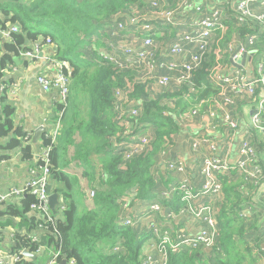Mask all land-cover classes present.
I'll return each instance as SVG.
<instances>
[{"label":"trees","instance_id":"obj_1","mask_svg":"<svg viewBox=\"0 0 264 264\" xmlns=\"http://www.w3.org/2000/svg\"><path fill=\"white\" fill-rule=\"evenodd\" d=\"M146 10V0H0V30L7 31L9 24L19 27V32L11 33L9 41L4 42L0 57V88L4 87L0 92L1 162L19 153L21 161L34 169L43 165L36 161V145L32 144L31 136L28 138L27 132L16 124V108L8 98L12 80H8L6 73L17 66L15 59L32 51L36 43L45 44L50 39L56 61L66 62L71 70L70 73L64 70L71 78L70 95L66 103L56 101L53 117L56 124L61 113V129L54 142L49 137L51 130L41 136L42 148H51L49 184L60 194L61 206L66 210L62 212L58 208L51 223L31 211L37 200L29 193L0 204V251L8 236L11 240L8 253L28 250L38 256L36 260L24 258L16 264H46L53 253H59L57 264L64 257L67 264L72 261L74 264H142L143 232L119 224L120 199L128 196L132 205L150 200L160 180L168 182V175L156 169L155 158L174 144L181 131L178 116L217 95L218 87L210 78L212 70L218 65L230 66L231 61L228 54L217 59L215 51L240 30L234 22L227 21L228 30L219 35L218 42L194 72L195 94L190 93L188 85L160 90L144 67H121L100 58L99 48H104V44L94 41L106 21L119 14L133 15ZM173 39L174 35L166 38L168 42ZM118 91L142 111L138 119L132 120L133 132L139 126L154 128L145 152L129 162L113 147L128 136L115 112ZM172 100H176L175 104H170ZM72 164L83 170L89 191L96 192L90 208L78 174L67 171ZM236 176L222 177L226 197L220 215L222 251L169 252L168 264L245 263L247 241L238 211L247 199L241 193L243 178ZM164 204L173 206L167 201ZM40 225L47 226V231L40 242H33L29 235ZM117 246L122 250L115 253L113 249ZM41 247L43 251L38 253Z\"/></svg>","mask_w":264,"mask_h":264},{"label":"built area","instance_id":"obj_2","mask_svg":"<svg viewBox=\"0 0 264 264\" xmlns=\"http://www.w3.org/2000/svg\"><path fill=\"white\" fill-rule=\"evenodd\" d=\"M146 5L144 13L119 14L103 24L100 36L94 39L104 44V48L99 49L100 58L121 67H144L160 90L188 85L190 93L195 94L194 72L201 66L210 48L218 42L219 35L228 30L227 21H232L240 30L215 51L217 59H221L222 54H228L230 60L238 62L246 55L251 69V75H248L245 67L237 68L232 64L216 66L210 78L218 87L217 95L202 100L193 110L177 118L181 128L195 122L202 124L201 132L191 138V152L200 165V186L190 179V175L179 182H172L171 177L175 174H187L189 166L173 153L169 145L160 153L168 157L166 167L171 179L168 191L140 202L137 207L143 209L145 204L140 213L133 211L132 207L136 204L132 205L130 197L120 199L121 226L131 227L137 232L143 225L142 216L148 218L146 231L152 235V244L158 256L145 254L142 264H168L169 252L186 249L222 251L220 215L226 204L222 177L237 174L236 178H243L241 193L247 201L238 211V217L244 221L245 227L255 217L253 194L264 186V159L259 154L262 148L255 138L256 133H264V0H173V4L170 0H146ZM242 30L246 32L243 34ZM1 32L10 37L11 33L19 32V27L12 25ZM172 35L174 39L168 42L166 38ZM47 43L52 42L48 39ZM26 54L37 55L38 45L34 53ZM64 70L71 71L66 62L58 63L54 75L41 74L37 77L45 92L58 94L61 104L67 102L71 85L70 75ZM116 97L117 120L128 136L121 143L115 142L113 147L125 162H129L145 152L151 135L145 132V126H139V130L133 132L132 120L138 119L142 111L125 99L121 91ZM245 101L253 105V113L249 126L242 132L239 109ZM61 116L60 113L57 123L50 125L49 137L53 138V142L61 129ZM242 134L239 146L235 147L234 140ZM220 149L222 154H219ZM50 151V147L42 148L36 161L43 162V165L31 168V177L23 187L0 191V204L29 193L37 200L31 211L41 214L46 222L54 223L47 192ZM232 153L235 158H232ZM95 195V190H90L88 198L93 200ZM165 201L173 206L165 205ZM61 205L62 199L58 208L64 212L66 207ZM180 217L186 221L182 222ZM190 221L201 225L197 233H189L187 224ZM38 229L44 232L47 226L40 225ZM10 232L12 239L13 232ZM29 238L40 242L36 232ZM245 239L247 246H252L247 234ZM113 250L117 253L122 248L117 246ZM259 250L264 251V242L259 245ZM42 251L41 247L38 253ZM58 257L59 253H53L46 264H57ZM24 258L23 251L13 255L0 251V264H16Z\"/></svg>","mask_w":264,"mask_h":264},{"label":"crops","instance_id":"obj_3","mask_svg":"<svg viewBox=\"0 0 264 264\" xmlns=\"http://www.w3.org/2000/svg\"><path fill=\"white\" fill-rule=\"evenodd\" d=\"M11 26L12 25L9 24L8 29ZM9 39L10 37L6 36V34L4 38H0V57L3 55V44L5 41H9ZM37 45V55L28 56L26 54L27 52L22 53L18 59L17 66L14 67L12 70H8L6 73V77L8 78V80H12L8 90V98L11 104H13L16 108V124L22 127L28 135L32 136L34 135L35 130H37V128L39 127H44L46 129L45 132L51 130L50 125L54 122L53 117L55 116L54 113L57 108L56 101L60 102L59 96L56 92H45L37 82V77L41 74L52 76L56 73L57 64L60 62H57L55 59L54 45L48 44L47 42L45 44L38 42L32 46L33 50L30 52L34 53ZM254 65L255 61H253V66ZM252 113L253 105L250 104L248 101H245L239 109V117L241 120L242 132L249 126L251 122L250 118L252 116ZM201 127V122L187 124L184 126V128H181L180 133L176 136L174 144L172 145V151L173 153L177 154L179 158H182L186 161L189 166V171L187 174H175L173 177H171L172 182H179L188 178L190 175V179L196 185H201L202 178L200 175V165L196 161V156L193 155L191 152V138L201 132ZM150 128L152 127L145 126V132H147V129ZM242 137L243 134L234 140L235 147L239 146ZM255 138L257 139L259 146L262 148L261 150L259 149V154L261 158L264 159V133H256ZM41 151L42 139L40 137L37 146H35L34 148V155H36L37 157ZM222 153L223 150L220 149L219 154ZM235 157V154L232 153V158ZM167 158L168 157H165L161 154H159L155 158L154 165L156 169L168 175V182L165 183L164 181L160 180L154 191L155 195L153 196V198L158 196V193L168 191L171 179L166 167ZM3 165H8L7 167L10 168V170H6L4 172L6 177L3 182L0 183L1 192H5L9 188L14 187L21 188L31 177L32 166L28 163L22 162L19 153L13 155L12 159H10L9 161H4ZM77 169L79 168L72 164L70 169L67 171L70 172L71 170ZM80 181L83 188L87 186L85 190L87 195L86 205L90 208L93 206V201L88 198L89 186L87 184V181L83 180V178ZM252 200L255 204L256 209L255 217L251 223L246 224V227L245 224H243L245 234H247V237L249 238L252 245L250 247L246 246V250L244 251L246 261L244 264H264V251L259 250V245L264 242V186H261L260 188L255 190ZM137 205L140 204L138 203L136 204V206L132 207L134 212L140 213L143 209H145V204L142 205L143 209L141 208V206L137 207ZM180 220L182 222L186 221L184 218H181ZM141 223L143 225L138 228V231L143 232L141 233V235L142 239L145 241L143 254H150L157 257L158 254L156 252L154 244H152V235H150V233L146 231V227L148 225V218L144 217L143 215ZM187 225L190 234L197 233L201 228V225L195 221H190ZM33 232H36V235L38 236L39 240H41V238L45 234L40 229H37ZM10 244L11 240L7 236L3 245L4 248H2L1 251L8 253L7 249L10 247Z\"/></svg>","mask_w":264,"mask_h":264},{"label":"water","instance_id":"obj_4","mask_svg":"<svg viewBox=\"0 0 264 264\" xmlns=\"http://www.w3.org/2000/svg\"><path fill=\"white\" fill-rule=\"evenodd\" d=\"M0 38L1 39L4 38V34L1 31H0ZM15 60L18 61V58H16ZM230 61H231V64L237 68L245 67L247 72H248V75H251V69L249 67V63H248L246 55L244 57H242L241 60H239L238 62H234L232 59ZM1 91H2V88H0V92ZM45 131H46V129L44 127H39V128H37V130H35L34 135L32 137V144L33 145L37 146L38 141H39L42 133ZM47 192L49 194L50 210H51L53 215H57L58 214V206L60 205L61 196L59 193H56L53 191V186L51 184H49L47 186ZM23 256L25 258L31 259V260H36L38 257L37 255L30 253L28 250L23 251ZM61 264H67L65 257H64L63 262Z\"/></svg>","mask_w":264,"mask_h":264},{"label":"rangeland","instance_id":"obj_5","mask_svg":"<svg viewBox=\"0 0 264 264\" xmlns=\"http://www.w3.org/2000/svg\"><path fill=\"white\" fill-rule=\"evenodd\" d=\"M130 30H132V27H130ZM99 34H101V30H100V32H99ZM99 49H101V48H99ZM86 56H87V58L89 59V58H91V54H89V53H86ZM175 102H176V100H172V101H170V104H175ZM82 106H84V105H82L81 104V107ZM83 108V107H82ZM181 125V124H180ZM154 132V128H150V129H147V132L146 133H148V134H152ZM77 141H79V138L77 139ZM73 153V152H72ZM15 160H16V158H15ZM14 160V161H15ZM13 161V162H14ZM8 165H3V163L0 161V183H2L3 182V180L5 179V174H4V172L6 171V170H10V168H8L7 167ZM71 173H74V174H78V176H79V178H80V180H82V178H83V180H85L86 181V179L83 177V170L82 169H77V170H71L70 171ZM87 187V186H86ZM86 187H84V190H86ZM62 199V198H61Z\"/></svg>","mask_w":264,"mask_h":264}]
</instances>
